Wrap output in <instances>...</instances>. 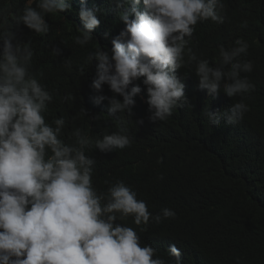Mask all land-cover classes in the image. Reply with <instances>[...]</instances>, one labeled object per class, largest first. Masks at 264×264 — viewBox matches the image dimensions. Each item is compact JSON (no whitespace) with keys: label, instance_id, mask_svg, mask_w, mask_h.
<instances>
[{"label":"clouds","instance_id":"1","mask_svg":"<svg viewBox=\"0 0 264 264\" xmlns=\"http://www.w3.org/2000/svg\"><path fill=\"white\" fill-rule=\"evenodd\" d=\"M113 2L123 9L119 19L125 27L111 39L110 50L97 47L87 57L90 64L97 62L93 101H107L109 114L132 117L134 98L142 91L134 82L143 78L148 119L166 121L187 103L185 84L177 71L192 64L199 88L210 96L223 93L233 98L253 89L248 78L241 76L253 70L252 62L242 59L249 48L243 38L229 48L221 45L215 65L191 48L199 23L224 22V0ZM71 8L70 0H27L14 23L47 34L46 14ZM98 11L80 8L76 44L84 46L93 40L100 25ZM241 27H247V21ZM53 53L58 56L61 50L54 48ZM33 55L14 31L0 32V264H168L156 248L141 246L134 228L118 221L132 217L143 232L150 219L158 224L175 218L176 213L164 208L153 216L146 202L138 200L122 180L111 183L106 191L98 192L93 186L96 160L87 151L93 146L101 153L130 147L127 129L93 140L76 127L66 141L67 119L61 115L46 121L54 98L31 70ZM104 85L113 93L111 97L102 94ZM64 100L74 97L69 94ZM247 111L249 106L241 100L222 112L209 111L207 118L211 125L221 121L235 125ZM81 112L87 115L86 109ZM168 254L175 258L174 264H182L175 244L168 246Z\"/></svg>","mask_w":264,"mask_h":264},{"label":"trees","instance_id":"2","mask_svg":"<svg viewBox=\"0 0 264 264\" xmlns=\"http://www.w3.org/2000/svg\"><path fill=\"white\" fill-rule=\"evenodd\" d=\"M70 3L71 10L46 14L50 30L36 34L14 23L27 0H0V32L11 29L17 40L32 48L31 70L54 98L46 121L63 115L68 121L66 141L76 127L93 140L127 129L130 147L101 153L93 146L87 151L96 160L92 180L97 191H106L111 183L122 180L138 200L146 202L153 216L164 208L176 213L175 218L158 224L150 219L143 232L132 217L118 222L134 228L141 246L150 244L168 264L175 259L168 254L171 244L181 251L182 264H264V0H224V22L199 23L191 44L199 58L215 65L221 45L229 48L243 38L249 48L242 59L251 61L253 70L241 76L248 78L253 89L233 98L223 93L210 96L199 88L195 65L185 66L177 76L185 84L187 103L166 121L156 123L148 119L143 78L134 82L142 91L134 98L132 117L111 115L107 101H93L97 93L91 85L97 62L90 64L87 57L97 47L111 49V39L125 27L119 19L123 9H117L113 0ZM81 7L99 9L100 20L93 40L84 46L75 43ZM139 8L143 10L142 3ZM243 21L247 27H241ZM54 48L61 54L56 56ZM69 94L73 101L64 100ZM102 94L113 95L107 85ZM241 100L249 111L237 124L208 122L209 111L222 112ZM141 119L144 123L136 125Z\"/></svg>","mask_w":264,"mask_h":264}]
</instances>
